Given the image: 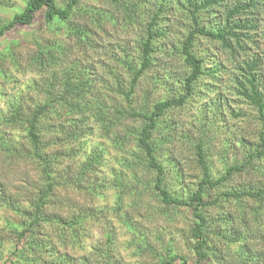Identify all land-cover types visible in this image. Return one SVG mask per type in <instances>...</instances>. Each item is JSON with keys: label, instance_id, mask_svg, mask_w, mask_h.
<instances>
[{"label": "rangeland", "instance_id": "374dc122", "mask_svg": "<svg viewBox=\"0 0 264 264\" xmlns=\"http://www.w3.org/2000/svg\"><path fill=\"white\" fill-rule=\"evenodd\" d=\"M55 1L62 6L67 0ZM247 1L221 0L219 5L198 12L199 23L207 29H221L227 11ZM254 1L253 9L234 16L241 22L249 20L251 26L234 31L243 37L239 43L229 41L232 50L207 36L194 38L192 52L202 59L203 73L186 102L167 110L153 132L152 140L158 142L156 155L165 171L164 185L171 195L185 198L195 190L201 176L197 143H202L214 178L226 166L243 161L258 145L261 120L257 109L240 95L238 85L243 64L256 60L264 97V0ZM24 2L0 0V21L8 22ZM128 3L136 5L132 22L124 20V4ZM159 7L162 10L154 29L162 36L154 39L152 64L126 98L132 74L125 60L138 68L139 42ZM75 9L78 12L72 13L67 23L55 25L45 22L42 10L30 26L0 40L2 253L11 245V223L23 221L8 203L12 200L31 209L43 182L38 161L28 153L25 125L16 115L28 118L36 106L51 101L42 139L48 155L55 159L60 185L47 213L65 218L85 214L89 218L78 230L76 243L69 239L67 229V240L59 243L58 230L45 226L48 250L34 260L28 255L18 264H44L45 258L55 263L63 255L70 257V264H158L167 251L194 264L191 215L187 208L167 207L154 196V172L142 162L136 163L139 153L133 132L143 121L126 115L130 110L149 111L156 101L181 93L187 67L178 48L192 28L186 1L81 0ZM38 46L45 49L41 55ZM68 87L76 92L62 97ZM93 156L97 158L89 162ZM251 163L212 190L211 197L221 191L263 186L264 156ZM241 205L229 198L209 209L210 221L222 214L229 220L224 231L235 230L243 240L233 244L212 237L210 245L217 255L203 264H264V210L256 216L253 199ZM214 230L219 231V225Z\"/></svg>", "mask_w": 264, "mask_h": 264}, {"label": "trees", "instance_id": "16d2710c", "mask_svg": "<svg viewBox=\"0 0 264 264\" xmlns=\"http://www.w3.org/2000/svg\"><path fill=\"white\" fill-rule=\"evenodd\" d=\"M81 0H67L62 6H58L55 0H25L23 8L16 11L8 22L0 21V40L8 36L18 28L30 26L36 15L43 10V17L47 24H63L67 23L68 17L72 13L78 12L75 9L77 3ZM187 10L190 14L192 28L187 32L185 37L180 42L178 52L182 57L184 64L187 67V75L183 80L182 91L175 97H170L156 101L149 111H133L126 113L127 117L133 119H141L143 123L133 132L135 137V147L138 151V160L136 163H141L147 170L154 172V177L151 180L152 191L156 199L167 207H185L188 209L192 222L189 226V236L192 241L191 250L195 255L194 264H203L212 255L216 257V252L211 248L212 237L216 236L224 243L237 244L243 240V237L235 230L229 232L224 231V223L228 224L229 220L226 217L218 215L216 220L210 221L209 209L221 204L224 199H233L235 203L242 207L243 201L253 199L255 201L254 214L258 216L264 210V185L255 189H244L239 191H221L216 197H211V191L223 186L224 182L230 179L234 173L246 170L251 166L254 158H261L264 156V97L259 90V81L256 76L257 61L251 60L243 64L242 72L243 79L239 82L240 95L244 97L252 106L257 109L258 117L261 120V130L258 133V145L252 152L246 154L245 159L236 162L224 168L223 173L214 178L210 173L209 165L206 161V155L199 142L195 145L197 163L201 169V176L197 182L195 190L181 198L171 195L168 188L164 185L165 171L163 165L158 161L156 150L158 142L152 140L153 132L156 131L160 119L165 112L171 108L182 106L186 100L193 93L195 82L203 73L202 59L192 52L194 38L197 35L207 36L211 39L220 41L221 45L227 49H231L229 45L230 40L239 43L242 34L234 31L244 29L251 26V22L246 20L241 22L236 20L234 16L246 9H253L256 2L248 0L243 4H235L227 11L224 24L221 29L212 30L204 28L200 25L198 19V12L204 9L220 4L221 0H185ZM163 6V4H162ZM134 4H124V20L128 22L134 21L135 18ZM162 7H159L150 17L149 22L145 26V37L141 39L139 46V66L135 68L130 60H125L132 78L130 80L129 89L124 93L125 97L133 92L135 82L139 76L152 64V55L154 53V39L162 36L161 32H156L154 24L161 12ZM71 28V27H70ZM73 30L83 35L79 28ZM243 37V36H242ZM1 45V43H0ZM39 54L41 55L45 49L38 46ZM76 88H65L62 97L67 93H74ZM121 91V89H119ZM71 107H76L72 106ZM51 101L44 102L36 106L28 118H23L21 113L16 116L24 123L26 138L30 146L29 156L38 161L39 170L43 179L42 184L38 187L35 194V199L32 202L31 209H23L12 200L8 203L13 212L22 217L21 223H11L10 232L12 241L9 250L6 254L2 253L0 248V264H18L28 255L34 260L36 256L41 255L47 248V240L43 229L45 226H51L58 230L57 236L59 243H65V229L69 235L71 242L79 241L78 230L83 227L84 221L89 218L85 214L76 215L65 218L60 214H48L47 207L51 202L54 191L60 185L59 179L55 175V159L48 155L46 145L43 142V121L47 113L51 110ZM135 156V154H134ZM97 157L93 156L89 159L94 161ZM131 165L130 163H125ZM133 165V164H132ZM243 223V222H242ZM219 225L220 230L215 231L214 226ZM226 228V227H225ZM223 229V230H222ZM222 230V231H221ZM48 258H45L44 264H70V257L63 255L59 262L51 263ZM179 261L180 264H189L187 259L177 253L167 251L166 254L159 259L158 264H175Z\"/></svg>", "mask_w": 264, "mask_h": 264}]
</instances>
